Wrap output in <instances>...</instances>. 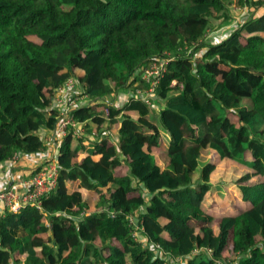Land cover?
I'll return each instance as SVG.
<instances>
[{
    "label": "trees",
    "instance_id": "16d2710c",
    "mask_svg": "<svg viewBox=\"0 0 264 264\" xmlns=\"http://www.w3.org/2000/svg\"><path fill=\"white\" fill-rule=\"evenodd\" d=\"M235 1L250 13L264 5L0 0V165L47 155L53 99L71 78L89 102L74 120L97 134L62 140L57 187L41 209L0 205V264H264V12L211 40L199 59L188 53L214 14L234 22ZM166 54L175 60L152 97L157 109L135 98L104 102L144 88L132 78ZM119 118L113 141L106 125ZM228 162L240 174L237 203L214 186L210 207L206 194ZM134 215L148 244L133 238Z\"/></svg>",
    "mask_w": 264,
    "mask_h": 264
},
{
    "label": "built area",
    "instance_id": "2783aa9c",
    "mask_svg": "<svg viewBox=\"0 0 264 264\" xmlns=\"http://www.w3.org/2000/svg\"><path fill=\"white\" fill-rule=\"evenodd\" d=\"M214 42L219 43L220 41ZM188 53L190 58L194 59L196 53H194L193 49H190ZM174 60V57L166 54L153 58L147 66L139 69L132 80L139 77L145 87L139 88L137 85L134 86L133 90L127 96H123L125 100L132 98L141 99L152 109H157L152 97L158 90L161 79L167 74L168 65ZM87 100L76 78H71L56 92L53 99V107L59 111V115L54 130L53 148L48 151L46 156L36 157L38 160L36 166L37 169H40L38 173L30 177H19L17 180L13 179L11 184L9 173L3 175L2 180L5 179L6 181L3 184L0 183V205L5 210L18 213L28 206L41 209L42 198L50 194L57 187L58 170L56 157L62 140L71 132L78 138L95 139L94 137L97 134L95 132H87L84 125L76 122L73 117V112L88 105L89 102ZM104 102L117 105L119 102V93L114 95L113 103L105 100ZM106 114L109 115V112L107 111ZM22 159L23 156L16 155L12 160V166H19ZM129 223L132 227L133 238L136 241L142 240L144 244H148L149 239L147 236H144V229L138 217L136 215L130 216Z\"/></svg>",
    "mask_w": 264,
    "mask_h": 264
},
{
    "label": "rangeland",
    "instance_id": "374dc122",
    "mask_svg": "<svg viewBox=\"0 0 264 264\" xmlns=\"http://www.w3.org/2000/svg\"><path fill=\"white\" fill-rule=\"evenodd\" d=\"M232 8V14L235 17L234 22L232 23H227L222 15H218V14H214L213 15V19H212V24L210 27H208V29L205 32V35L203 37H201L200 41L198 42L196 48L198 47V52L196 53L194 59H199L201 57V54L203 53V51L207 48L206 45H209L211 40L213 41H218L219 40V36L220 35H227V33L230 31H234L235 29H239L241 28V26H243V24H245L246 22H248L250 20V14H259L264 12V5L258 9H253L252 13H250V11L247 8H243L242 11H240L238 5H237V1L234 2V4L231 6ZM228 24V25H227ZM218 37V38H217ZM220 41V40H219ZM136 76V75H135ZM176 85V82L173 83V86ZM131 90H133V86L129 89H124L121 90L119 93V100H121L120 98H124L123 96H127ZM105 101H108L110 103L114 102V96L113 97H105L103 98ZM120 104H117V106H120ZM121 122V118H119L118 120L115 121H110L107 128L109 126H111V129H107L108 131H105V134L109 135L111 140H115L118 137V126ZM104 134V135H105ZM158 158H160L159 160L164 161L162 163H168V158L166 155V152L163 150L160 155H158ZM236 164L234 162H228V163H223L218 170L216 171L215 175H214V181L213 184L211 183V190L206 194L205 200L208 198L211 199V197H213V192L212 189L214 186H219L222 188V192L224 194L227 195V198L229 199V201H234L235 203H237V199H238V190H237V185H236V180L238 179L240 174H236L235 168H236ZM183 169H179V172L181 173ZM129 171V168H127L125 171H123L122 173H120V175L123 174H127ZM217 197L214 196V198L210 201V205L207 203L206 205L210 206V207H214L218 205L217 202ZM229 202V203H230ZM230 245V244H229ZM225 256L226 258H228V260H236V257L233 255V253H231L230 250H226L225 252ZM182 264V261L180 260V263Z\"/></svg>",
    "mask_w": 264,
    "mask_h": 264
},
{
    "label": "crops",
    "instance_id": "0c3cea01",
    "mask_svg": "<svg viewBox=\"0 0 264 264\" xmlns=\"http://www.w3.org/2000/svg\"><path fill=\"white\" fill-rule=\"evenodd\" d=\"M106 126H108V125H106ZM118 130H119V126H118ZM43 136H45L47 138V142H48V146H49L48 151H50L54 145V140H53L54 131L51 134L44 133ZM37 162H38V160L36 157L25 156V157H23V159L19 163V166H15V165L9 166L8 165V166L2 167L0 165V183L3 184L6 181L5 179L2 180L3 175L6 173H9L10 184L13 182V179L17 180L19 177H21V178L30 177L32 175V172L37 169V166H36ZM0 215H3V211H1V210H0Z\"/></svg>",
    "mask_w": 264,
    "mask_h": 264
}]
</instances>
